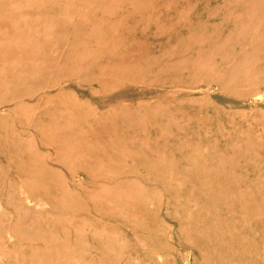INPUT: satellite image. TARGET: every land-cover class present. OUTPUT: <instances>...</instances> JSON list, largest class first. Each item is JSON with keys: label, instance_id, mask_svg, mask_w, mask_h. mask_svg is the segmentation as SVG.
<instances>
[{"label": "rangeland", "instance_id": "rangeland-1", "mask_svg": "<svg viewBox=\"0 0 264 264\" xmlns=\"http://www.w3.org/2000/svg\"><path fill=\"white\" fill-rule=\"evenodd\" d=\"M0 264H264V0H0Z\"/></svg>", "mask_w": 264, "mask_h": 264}, {"label": "bare ground", "instance_id": "bare-ground-1", "mask_svg": "<svg viewBox=\"0 0 264 264\" xmlns=\"http://www.w3.org/2000/svg\"><path fill=\"white\" fill-rule=\"evenodd\" d=\"M63 110V109H62ZM54 111V110H53ZM52 111V112H53ZM29 116V115H28ZM30 117V116H29ZM53 117H55V116H53ZM48 125V124H47ZM49 129H50V127H49ZM56 129V128H55ZM51 130V129H50ZM54 131V130H53ZM37 141V140H36ZM50 164V163H49ZM60 166V165H59ZM64 172V171H63ZM67 176V175H66ZM70 183V182H69ZM69 185V184H68ZM72 186V185H71ZM13 187V186H12ZM3 208V207H2ZM4 210H5V208H3ZM93 214V213H92ZM14 215V214H13ZM142 215V214H141ZM13 231V230H12ZM99 234V233H98ZM23 237V236H22Z\"/></svg>", "mask_w": 264, "mask_h": 264}]
</instances>
